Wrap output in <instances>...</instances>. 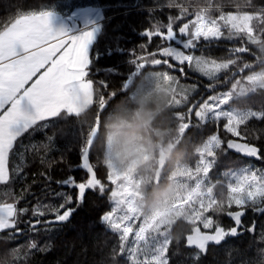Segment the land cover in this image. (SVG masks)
<instances>
[{"label": "trees", "instance_id": "16d2710c", "mask_svg": "<svg viewBox=\"0 0 264 264\" xmlns=\"http://www.w3.org/2000/svg\"><path fill=\"white\" fill-rule=\"evenodd\" d=\"M67 2L68 0H0V24L15 23L23 16L46 12L61 15V12L68 11L64 7ZM70 2L79 7L97 6L105 17L102 34L91 52L93 57L100 54L99 59H93L89 77L95 82L92 87V103L79 114L61 111L53 117L40 119L17 138L9 157L8 167L12 178L0 183V205H11L15 212V228L0 231V264H152L135 263L126 257L123 238L118 232L112 231L105 220L100 219L103 213L109 214L113 206L114 187L110 180L115 177V171L109 163V155H114V152L107 125L118 116H131L145 101L154 102L150 104L155 117L150 131L153 139L159 141L150 173L152 179L146 184L144 176L135 169L128 172L131 170L130 166L119 165L123 171L133 175V178L141 180L142 197H138L140 205L147 208L142 203L145 201V186L151 193L153 189L169 184V171L175 162L180 161L196 168L199 162L198 151L215 136L219 127V135L216 136L221 145L213 155L209 173L215 203L207 211L208 216L213 219L214 228L217 220L225 228L232 226L227 215L229 212H243L240 219L245 226L255 223L254 232L245 230L242 234L228 233L222 244H210L200 250L189 240L200 226L178 220L170 225L171 239L166 264H264V215H260L264 211V197L259 204L238 207L230 202V191L222 176L224 172L249 163H255L264 170V160H251L239 151L231 150L235 149L231 143L239 139L228 130L225 131L227 122L224 119L208 122L199 119L200 124L193 126L197 118L190 111L195 98H202L201 95L204 97L205 93L209 97L230 88L237 76L264 72V0H140L141 6L149 5L156 9L151 14L155 21L150 27L152 42L141 50L138 45L145 42L146 37L139 33L150 26V20L146 19L143 12L131 9L125 13L126 8L120 6L132 4L135 0ZM228 13L251 17L250 31H238L225 24L222 17ZM202 17L216 20L222 31L220 35L211 34L209 39L198 43L194 52L216 60H231V65L220 77L208 81L209 90L191 93L185 106L174 108L172 102L164 105L155 103L161 99L159 76L165 72H169L174 82L187 80L200 83L186 78L179 70L171 67L174 59L163 55V52L172 45H177V42L193 40L196 26ZM170 30L175 35L168 38ZM158 32L161 35L158 36ZM165 32L167 34L163 35ZM117 35L121 37L119 44L122 48L136 49L129 61L127 52L107 55V49L114 47L112 38ZM157 45L160 46V51L154 53L152 49ZM110 68L116 71H107ZM150 74L158 75L149 80ZM191 74L188 68L187 75ZM125 79L127 82L121 87ZM101 80L107 82V89L99 86L98 82ZM200 85L203 86L201 83ZM141 88L147 93L144 100L139 98L142 95ZM232 105L261 113L260 117L245 121L239 127V132L245 138L240 139L243 146L255 145L264 152V89H257L252 94L239 98ZM97 125L99 131L89 150ZM167 147L172 151V158L157 177V159L160 151H165ZM109 148L111 152H108ZM79 152L89 157L91 167L100 178H107L104 185L105 196L89 192L83 205L73 213L69 221L41 225L40 230L35 233L26 231L16 235L15 229L25 227V220L52 219L51 213L45 217L33 216L32 213L37 208L46 213L52 211L53 209L44 206L55 207L61 203L63 197L57 193L69 192L75 199L74 188H64L57 182L70 176L79 180L84 175L77 168L80 163ZM17 168L22 171H17ZM120 181L124 179L121 178ZM67 206L75 207V203ZM22 207H26L28 213H21ZM238 208L240 211H237ZM186 242L190 246H186ZM40 246L44 247V251L40 250Z\"/></svg>", "mask_w": 264, "mask_h": 264}, {"label": "rangeland", "instance_id": "374dc122", "mask_svg": "<svg viewBox=\"0 0 264 264\" xmlns=\"http://www.w3.org/2000/svg\"><path fill=\"white\" fill-rule=\"evenodd\" d=\"M45 14H47L50 27L53 30L59 28L60 23L57 19L60 18V14L58 15L54 12L23 16L16 22L26 21L31 23L33 18L42 17ZM250 18L245 15L228 13L222 17V20L229 27H234L238 31L249 32ZM216 22V20L202 17L196 26L193 40L178 42L177 45H172L163 52V55L171 56L174 60L177 58L179 60L187 59L188 63L184 66V72L187 73V69L191 66L195 69L194 71L191 70V73L195 76L186 75V78L198 80V82L203 84L201 86L200 83H193L187 80H182L179 83L174 82L169 72L159 76L161 79L160 98L166 97L167 103L172 102L174 108L185 106L190 99L191 93L194 94L197 90L201 92L209 90L208 81L220 77L232 63L231 60H216L205 57L202 53L194 52L198 47V43L209 39V36L220 35L222 29L219 28L220 25H217ZM171 35H175V33L170 30L168 38ZM184 44H188L187 49L183 48ZM190 44H192L191 47ZM170 66L174 67L172 64ZM179 67L180 65L177 64L174 69L178 70ZM157 75L150 74L148 79H155ZM142 87L144 88V86ZM143 88L140 91L142 94L139 97L140 100H144L147 96L146 90ZM257 89H264L263 71L247 76H237L234 78L230 88L213 93L209 97L205 96V93L204 97L201 95L202 98H195L190 111L194 112L195 117L202 122L224 119L227 122L226 129L228 132L239 139L231 143L233 148L239 150L243 146L241 140L245 139L240 135L239 127L252 117H260L261 113L248 109H239L232 105V102L252 94ZM92 98L93 93L92 88H90L89 94L83 97L84 105L79 106L80 101L77 104L78 108H80L79 111H85L91 105ZM44 118H49V115L44 113L33 121ZM30 124L21 129L18 137L30 127ZM220 145L219 137L216 135L212 136L203 148L198 151L199 162L196 168H191L180 161L175 162L171 166L169 184L174 186L173 196L165 202L164 207L155 211L148 210V208L140 205L138 201V197H142L140 191L141 180H136L133 175L128 174L134 168L130 167L131 170L128 172L123 171L115 156L109 155V163L115 171V177L110 180L113 182L114 187V190H112L113 206L104 220L112 231L118 232L123 238L125 256L132 262L166 264L167 251L171 239L170 225L178 220L182 219L189 224L200 226L205 232H213L217 229V227L214 228L213 219L208 216L207 211L215 203L212 194L213 184L209 183V173L212 168L213 155H215ZM110 148L108 152H111ZM170 151L169 147H167L164 152L169 153ZM157 161H159V157ZM5 175L7 174L5 173ZM222 176L230 191L229 196L232 204L238 207L259 204L264 197V170L255 163L231 169L228 172H224ZM121 178L124 181H120ZM10 210L14 211V207L11 205H0V214H2L0 231L14 228L12 227L15 224L13 215L8 214ZM128 212L129 214H127ZM236 215L240 218V213ZM191 243L199 244L201 239H195Z\"/></svg>", "mask_w": 264, "mask_h": 264}, {"label": "snow or ice", "instance_id": "6c2138e0", "mask_svg": "<svg viewBox=\"0 0 264 264\" xmlns=\"http://www.w3.org/2000/svg\"><path fill=\"white\" fill-rule=\"evenodd\" d=\"M120 6L126 8L125 13L131 9L143 12L146 14V19L150 20V26L139 33L146 37V41L139 44L138 48L140 50L147 48L152 42L150 27L155 23L151 14L156 9L149 5L141 6L140 0ZM64 7L68 11L61 12L60 18L57 19L60 27L55 30L50 27L47 14L33 18L31 23L18 21L0 24V183H5L12 178L8 162L21 129L49 110L58 107H64L67 110L78 102L84 93L94 87L95 82L89 77L92 72L93 59H99L100 54L97 53L93 57L91 52L102 34V21L105 17L102 16L97 6H74L68 0ZM166 34L165 32L163 35ZM157 35L161 34L158 32ZM112 39L114 47L107 49V55L127 52L128 61L133 58V54L136 53L135 48L128 50L122 48L119 44L121 39L119 35ZM183 48L187 49L188 44H184ZM152 51L159 52L160 46L157 45ZM171 63L174 67L179 64L178 70L185 76L187 75L184 72V66L188 63L187 59L177 58ZM189 70L194 71L195 69L189 66ZM107 71L115 72L116 70L110 68ZM126 82L125 79L121 87ZM98 83L100 87L107 89L106 81L101 80ZM199 124L200 120L197 118L193 126ZM225 131H227L226 128ZM214 135H219V127ZM252 147L255 148L254 153L241 152L240 154L252 155L257 160H264V152L255 145ZM231 150L238 151L237 149ZM79 155L80 163L77 168L84 173L81 179L77 180L74 176H70L64 181L57 182L64 188H74L75 199L69 192L57 193L58 196L63 197L61 203L55 207L44 206L53 209L52 211L46 213L37 208L32 213L33 216L39 217H45L51 213L52 219L25 220L23 222L25 227L15 229L16 235L26 231L35 233L40 230L41 225L69 221L73 213L83 205L89 192L101 197L105 196L104 185L107 178L102 179L96 174L87 155L83 152H79ZM16 170L22 171L21 168ZM73 203L75 207L67 206ZM237 211H240L239 208ZM20 212L28 213V209L22 207ZM8 214L14 216L15 212L10 210ZM227 215L232 221V226L225 228L217 220L218 231L226 234H242L245 230L255 231V223L245 226L235 213L229 212ZM243 215L244 213L240 212V216ZM260 215H264V211H261ZM106 218V213L100 217L102 221ZM0 222H2V214H0ZM12 227L15 228V225ZM186 246L190 245L186 242ZM40 250L44 251V247L40 246Z\"/></svg>", "mask_w": 264, "mask_h": 264}, {"label": "clouds", "instance_id": "9594fccd", "mask_svg": "<svg viewBox=\"0 0 264 264\" xmlns=\"http://www.w3.org/2000/svg\"><path fill=\"white\" fill-rule=\"evenodd\" d=\"M151 103L154 102L145 101L131 116H118L107 125L117 163L120 166L134 168L138 174L144 176L146 184L152 179L150 173L159 146V141L153 139L150 131L155 119ZM155 103L164 105L167 98H161ZM168 158H171L170 153ZM174 190V186L169 184L163 188H155L149 193L145 186L143 189L145 201L142 203L146 204L148 210L155 211L164 207L165 202L172 198Z\"/></svg>", "mask_w": 264, "mask_h": 264}, {"label": "water", "instance_id": "95a60500", "mask_svg": "<svg viewBox=\"0 0 264 264\" xmlns=\"http://www.w3.org/2000/svg\"><path fill=\"white\" fill-rule=\"evenodd\" d=\"M98 131H99V125L96 126V129H95V133L93 135V138L91 140V143H90V147H89V150L91 149L92 145H93V142L98 134ZM240 153L241 152H248V153H254L255 152V148L253 147H245V146H242L239 148L238 150ZM168 155L166 152L164 151H161L160 152V157H159V168H158V171H157V177L160 176V174L162 173V171L165 169L166 165L169 163V161L171 160V158H168ZM246 156L248 159H251V160H257L255 158H253L252 155H244ZM228 234L226 233H223V232H220L218 231L217 229L214 231V232H204L202 234V236L204 238H206V244H211V245H215V246H218L220 244L223 243V241L225 240V237L227 236ZM219 241V243H217Z\"/></svg>", "mask_w": 264, "mask_h": 264}, {"label": "crops", "instance_id": "0c3cea01", "mask_svg": "<svg viewBox=\"0 0 264 264\" xmlns=\"http://www.w3.org/2000/svg\"><path fill=\"white\" fill-rule=\"evenodd\" d=\"M59 15V14H58ZM57 25H58V23H57ZM59 27H60V25H59ZM92 93H93V91H92ZM89 94V90L86 92V93H84L83 95H82V97L80 98V104H79V101L78 102H76V103H74L70 108H68L67 110L64 108V107H58V108H55L54 110H49V111H47L46 113H45V115H49V117H53V116H55V115H57L59 112H61V111H67V112H69V113H72V114H79L81 111H79V109L80 108H78L79 106H82V105H84V103H83V97L86 95H88ZM77 104H79V106L77 105ZM37 120H35V121H33L31 124H30V126L33 124V123H35Z\"/></svg>", "mask_w": 264, "mask_h": 264}, {"label": "flooded vegetation", "instance_id": "af4514ba", "mask_svg": "<svg viewBox=\"0 0 264 264\" xmlns=\"http://www.w3.org/2000/svg\"><path fill=\"white\" fill-rule=\"evenodd\" d=\"M172 151H170L169 153L172 155V153H171ZM205 231L202 229V228H196V231H195V234L192 236V237H190V242H192V241H194L195 239H201V243H199V244H194V245H196L200 250H203V249H205L206 247H208L209 246V244H206V238H204L203 236H202V234L204 233Z\"/></svg>", "mask_w": 264, "mask_h": 264}, {"label": "bare ground", "instance_id": "6f19581e", "mask_svg": "<svg viewBox=\"0 0 264 264\" xmlns=\"http://www.w3.org/2000/svg\"><path fill=\"white\" fill-rule=\"evenodd\" d=\"M170 5V4H169ZM174 5V4H173ZM207 5V4H206ZM159 9H161V8H159ZM205 57H207V56H205ZM234 59V58H233ZM192 75V74H191ZM204 81V80H203ZM182 82V81H181ZM146 92V91H145ZM239 214V213H238Z\"/></svg>", "mask_w": 264, "mask_h": 264}]
</instances>
